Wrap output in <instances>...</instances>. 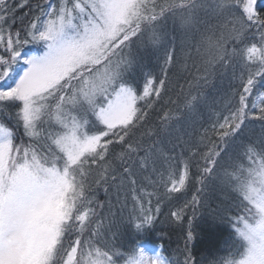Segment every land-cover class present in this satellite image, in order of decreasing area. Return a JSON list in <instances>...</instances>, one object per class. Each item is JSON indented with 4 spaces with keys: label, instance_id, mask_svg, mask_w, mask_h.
Wrapping results in <instances>:
<instances>
[{
    "label": "snow or ice",
    "instance_id": "6c2138e0",
    "mask_svg": "<svg viewBox=\"0 0 264 264\" xmlns=\"http://www.w3.org/2000/svg\"><path fill=\"white\" fill-rule=\"evenodd\" d=\"M167 20L189 41L182 56L167 52L165 78L148 74L137 91L125 79L131 46L157 44ZM175 65L187 90L169 103L182 99L189 111L218 67L239 72L228 114L195 145L177 135L165 151L133 137ZM174 119L164 112L162 131ZM256 122L261 134L250 140ZM237 141L221 165L220 146ZM210 178L234 195L236 213L215 264H264V0H0V264H203L186 218L208 207ZM166 204L171 222L187 225L171 251L153 239H164Z\"/></svg>",
    "mask_w": 264,
    "mask_h": 264
},
{
    "label": "trees",
    "instance_id": "16d2710c",
    "mask_svg": "<svg viewBox=\"0 0 264 264\" xmlns=\"http://www.w3.org/2000/svg\"><path fill=\"white\" fill-rule=\"evenodd\" d=\"M21 0H13V3H19ZM29 3L35 5L37 3L44 4V0H29ZM28 11L27 6L24 8H18L17 14L23 16ZM171 22V21H170ZM159 42L157 46L148 45L146 47H140L139 45L134 48L131 46L130 57L133 59L132 67L125 75L126 82L139 91L138 87L145 81V77L151 74L152 77L165 78L162 75V69L165 67L164 60L169 50L174 49L175 55L182 56V49L187 45H184L185 41H181L177 34V23L164 22L158 28H156ZM138 42V41H137ZM26 50L32 52H38L40 45H28ZM127 51V50H126ZM179 65L169 67L167 70V78L165 79V86L167 89L166 94L162 93L159 101L155 102L151 109H146L148 116L142 122V125L135 131L134 140H140L144 143H152L155 141L160 142V145L168 151L172 145L170 141L175 140V135L178 133V128L185 127V135L178 134L183 140L191 139L193 145L199 140L201 133L205 129H211L212 125L217 122L221 111H228L227 100L233 93L236 81L234 73L239 72L238 68L227 66L224 68H217L214 73L209 77L207 82H202L201 88H208L210 92L200 95L198 103L195 105L196 111H189L183 107V101L181 99L179 106L169 103V100H175L177 98L178 86H185L184 71L179 68ZM183 71V72H182ZM183 79L181 80V78ZM182 81V82H181ZM180 83V84H179ZM178 85V86H176ZM171 86H174L173 88ZM187 90V89H186ZM169 106L172 111L179 108L176 113V119H174L167 132L162 131V116H157V111L166 109ZM199 111L201 114H199ZM8 123V121H5ZM11 126V124H9ZM256 128V129H255ZM258 130V131H257ZM22 129L19 133L22 134ZM260 126L253 128L252 136L250 140H256L260 136ZM169 137V140H168ZM27 139L26 137L24 138ZM215 139V138H214ZM225 143V146L234 147L231 149V153L220 155L221 165H227L229 159L237 153L239 149L237 144ZM119 148L116 149L119 152ZM182 149L177 147L175 151L170 152V155H177ZM114 163H118L114 161ZM222 171V170H221ZM209 187L205 192V198L208 201V207H201L197 210L195 218L189 214L188 218L192 219L193 232L195 239L192 242V251L198 260L203 261V264H215L217 259L225 254L226 241L229 240L231 228L228 223V217L235 215L234 203L235 197L226 188L222 187L220 181L217 178H210L208 181ZM96 199L104 204L108 197L105 196L102 190H96ZM209 209L214 211L210 212ZM106 214L107 208L98 209ZM169 211L168 205H164L161 209V216L157 225V232H163L165 234L163 240H159L156 237L153 239L157 244H163L165 248L170 251L177 247H183L184 239L186 237L187 225L180 227L171 222L170 217L167 215ZM124 242H130L132 239V233L130 229L125 230V234L122 237Z\"/></svg>",
    "mask_w": 264,
    "mask_h": 264
},
{
    "label": "rangeland",
    "instance_id": "374dc122",
    "mask_svg": "<svg viewBox=\"0 0 264 264\" xmlns=\"http://www.w3.org/2000/svg\"><path fill=\"white\" fill-rule=\"evenodd\" d=\"M177 23V34H178V36L180 37V39H181V41L183 40V41H185L184 43V45H186L187 43H188V41H189V36H188V34H187V32H186V30L183 28V27H181V25H180V23H179V21H173V20H167V21H165V22H169V23ZM164 22H161L160 24L162 25ZM160 24L157 26V28L160 26ZM182 41V42H183ZM153 45V44H151L150 42H147V41H136L135 43H133L132 45L134 46V48L136 47V45L138 46H140V47H146L145 49H148V46L149 47H151L150 45ZM148 45V46H147ZM155 46H157V44H155L154 45V47ZM179 68H181V67H179ZM181 70H182V68H181ZM183 72V71H182ZM184 73V78L186 77L187 78V76H186V74H185V72H183ZM183 77L181 78V80L183 79ZM161 79V78H160ZM182 81H184V84L186 85V79H184V80H182ZM181 81V82H182ZM144 84H145V81H144V83L142 84V85H140L139 87H138V89H139V91H142V89H143V86H144ZM180 84V83H179ZM176 86H178V85H176ZM172 88L174 87V86H171ZM176 89H179V86H178V88H176ZM211 90V89H210ZM210 90L208 89V88H200V91H199V97H200V95L202 96V95H204V94H206L205 92L207 91V92H210ZM195 94V93H194ZM157 102L159 101L158 99L156 100ZM169 110H172L169 106H166V109H164V110H162V109H160V110H158L157 111V116H160V115H163V113L164 112H167V111H169ZM177 111H179V108H177V109H175V111L174 112H177ZM194 111H196L195 109H194ZM149 112V111H148ZM199 114H201V112L199 111ZM228 114V111H221V113H220V116H223V115H227ZM219 116V117H220ZM90 118V117H89ZM91 119V118H90ZM257 123H259V122H256V125H255V127L257 126ZM185 127H183V128H178V133L175 135V137L178 135V134H181V135H185ZM256 129V128H255ZM258 131V130H257ZM252 132H253V129L248 133V136H249V138L252 136ZM168 140H169V137H168ZM170 141V140H169ZM226 144H222L221 146H220V155L221 154H227V152H230L231 153V149H233V151L235 150V148L234 147H229V146H225Z\"/></svg>",
    "mask_w": 264,
    "mask_h": 264
}]
</instances>
